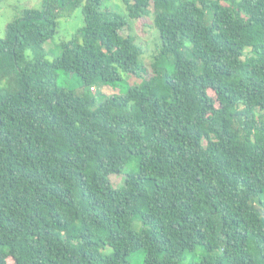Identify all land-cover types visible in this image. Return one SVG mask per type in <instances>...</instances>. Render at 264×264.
<instances>
[{"label":"trees","instance_id":"1","mask_svg":"<svg viewBox=\"0 0 264 264\" xmlns=\"http://www.w3.org/2000/svg\"><path fill=\"white\" fill-rule=\"evenodd\" d=\"M121 1L153 17L151 74L103 0H42L0 38V264H264V0Z\"/></svg>","mask_w":264,"mask_h":264},{"label":"rangeland","instance_id":"2","mask_svg":"<svg viewBox=\"0 0 264 264\" xmlns=\"http://www.w3.org/2000/svg\"><path fill=\"white\" fill-rule=\"evenodd\" d=\"M42 7V0H0V38L5 35V28L8 23L13 21L19 14L27 8L40 9ZM103 8L112 9L122 14L128 23L129 28L124 29L123 35L131 34L136 37V43L143 49L142 61L150 73V64L152 57L156 55L160 50V37L158 30L154 27L153 17H144L139 20H132L128 18L124 4L121 0H103ZM83 27V16L81 8L75 9L69 16L61 17L58 21L57 35L54 42H46L44 48L49 51L48 58L53 60L60 56V49L54 44L61 40H70L76 36L78 30ZM81 42V38H76ZM157 44L159 48H157ZM151 74V73H150ZM128 86L138 84L141 80L134 76L127 75L125 77ZM5 81H0V88L5 86ZM59 86L74 89L77 93L80 92L78 79H70L65 76H61L59 79ZM120 89H111V87H104L102 92L106 95H113ZM209 94L214 96L212 91ZM133 166V165H132ZM128 167L120 175H111L110 181L114 188L124 185L126 175L131 169L135 170L136 166ZM140 226V223H136ZM129 264H143L144 252L139 250L128 257ZM8 264H13V260L7 259ZM185 264V260H184Z\"/></svg>","mask_w":264,"mask_h":264}]
</instances>
